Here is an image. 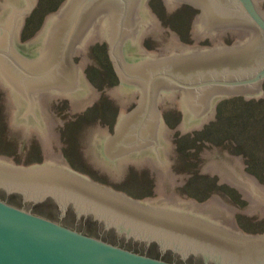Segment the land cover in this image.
Segmentation results:
<instances>
[{"label": "water", "instance_id": "1", "mask_svg": "<svg viewBox=\"0 0 264 264\" xmlns=\"http://www.w3.org/2000/svg\"><path fill=\"white\" fill-rule=\"evenodd\" d=\"M36 0H0V85L10 87L13 127L34 124L44 160L16 164L0 156V264H264V231L246 233L237 213H264V185L245 173V156L220 148L204 151V175L218 173L238 187L244 209L224 198L209 202L182 196L189 176L174 174L162 109L180 95L181 135L212 121L216 103L234 95H264V0H164L200 9L192 44L174 28H160L152 0H64L39 30L21 42L24 19ZM204 7V14L201 8ZM143 27L172 30L158 53L145 49ZM107 39L119 86L110 99L139 93L117 117L118 134H92L93 162L123 178V164L157 172L158 195L133 197L96 183L60 162V118L37 99H73L83 113L98 90L74 58ZM91 42V43H92ZM36 170V171H35Z\"/></svg>", "mask_w": 264, "mask_h": 264}, {"label": "rangeland", "instance_id": "2", "mask_svg": "<svg viewBox=\"0 0 264 264\" xmlns=\"http://www.w3.org/2000/svg\"><path fill=\"white\" fill-rule=\"evenodd\" d=\"M63 1L36 0L32 13L24 19L20 41L23 42L31 38L41 27L45 16L58 9ZM182 4L180 3V5ZM153 6L154 13L151 12V14L161 22L160 28H174V34H180V40H186L191 45L192 34H198L197 24L193 22L196 11L191 10L190 12L183 7L179 11L169 13L165 1L161 0H155ZM148 31L150 29L145 28L144 34ZM92 39H95V33H91L84 50L82 48L74 58V61L79 62V65L82 66L87 80L98 90L97 101L85 103V106H97L96 109L84 110L89 111L91 116L86 119L96 122L102 116V120L115 121L119 112L118 104L124 99H110L111 91L118 87L119 82L115 77H110L115 71L109 54L108 41L103 39L92 42ZM167 40H172V30L163 33V37L158 30L150 32L144 36L145 49L158 53L167 46ZM82 61L83 65H81ZM101 73H104L105 77H101ZM37 100L40 107L52 108V117L60 118L62 122L71 121L72 117L80 115L74 113V116H69L68 113L61 115L55 112L60 106L65 107L63 111H70L73 99L70 101L68 99H46L48 104H44V99ZM179 101L180 95L177 93V99H171V107L160 110L168 134H174V139H168V142L169 145L176 146L167 156L168 159H173L174 174L193 175V179H189L188 185L177 187L179 194L200 199V202L215 195L219 199L224 198L247 209L252 201H243L239 190L211 186L212 182L217 179L211 177L210 174L204 175V151L220 148L225 159H227L225 152L245 156V171L251 175L259 176L260 185H264V95L246 98L239 94L220 100L214 110L212 121L207 120L206 126L184 135H181ZM13 122L14 114L9 106V94L2 93L0 96V156H7L16 164H21L25 152L35 157L34 149L28 151V148L32 144L35 145L38 139L34 125L29 128V139H24L27 127H13ZM54 131H59V127H54ZM92 134H98L94 125L82 130V133L77 136L78 141L75 144L83 150L81 153L87 159L94 160L95 156L91 150H84V145H90ZM32 160L34 159L23 164L29 165ZM98 166L106 172V176H104L106 179H119L117 172L104 170V165L101 163ZM124 169L123 167V173ZM153 181L154 184L152 182L148 193L130 195L139 198L157 196L158 176H154ZM161 195L158 196L160 199L165 197ZM216 199L214 197L210 199V202ZM263 215L264 213H252L251 215L237 213L235 222L246 233H261L264 231Z\"/></svg>", "mask_w": 264, "mask_h": 264}, {"label": "flooded vegetation", "instance_id": "3", "mask_svg": "<svg viewBox=\"0 0 264 264\" xmlns=\"http://www.w3.org/2000/svg\"><path fill=\"white\" fill-rule=\"evenodd\" d=\"M154 1L155 0H152L151 2H149V6H150L149 12L150 13L151 12L154 13V11H153L154 10V6H153ZM161 1H164V0H161ZM182 5H180L181 6L180 9L184 7V8H187V10H189L190 12H191V10L196 11L195 14L200 13L199 8H195L192 5H189L186 3L185 4L183 3ZM185 12H187V11H185ZM195 14L193 16V18H194L193 22H195V24H197ZM145 28L146 27H143V34L145 31ZM149 33H150V31L146 32L144 34V36H147ZM114 71H115V69H114ZM101 77H105L104 73H101ZM110 77L111 78L115 77L116 80H118L116 72L114 74H112ZM108 82H110V81H108ZM119 85L120 84H118V86ZM2 93H6V94L8 93L9 94L10 90L6 86L0 85V96ZM138 98H139V93L131 96V106L122 105L123 101L120 102L118 104L119 105V107H118L119 112L116 116L115 121L102 120L103 118L101 116L98 119V120H100V128L118 134L116 122H117V117H118L119 113L121 111H125V110L128 111L131 108H133L134 105L137 103ZM68 100L70 101L72 99H68ZM217 103H216V105H217ZM216 107H215V110H216ZM64 108L65 107L60 106V108H58V110H56L55 112H57L61 115L68 113L69 116H74V113H70V111H68V112L63 111ZM96 108H97L96 105H90V106H85L84 110H87V109L92 110V109H96ZM178 110L181 113V106H179ZM88 112L89 111H83V113H79L81 116L79 115L78 117H72L73 119L71 121L68 120V121L63 122L65 127H59L60 141H61V144H60L61 145L60 162H61V159H63L64 162L67 164V166L72 167L78 171L85 173L86 177L91 179L92 181L99 183V184H103V185L113 187L114 190L119 191V192H123L129 196H131L130 194H133V193H148L150 190V187L152 186V182L154 184V181H153L154 176H158L157 172H153V171H149V170H145V169H141V168H137V167H133V166L123 164V167L125 168L124 173H123V178H119V179H115V180L106 179L104 177V176H106V172L103 171L100 166H98L99 163L93 162L94 160H92V159H87L86 156L81 153V151H83V150L80 149L79 147H77L75 144V142L78 141L77 136H79L82 133V130L88 129V127H91L92 125H94L96 127V129L98 130V120L96 122H91V121H88L86 119L87 117L90 116ZM70 119H71V117H70ZM83 120H85V121H83ZM35 125L36 124H34V126ZM202 127L203 126H201L199 129H201ZM65 132H67L68 134H66ZM30 149H32V150L34 149L35 157H32L31 154L28 155V152H25L24 157L21 160V163H26V161H29L30 159H34L31 161L32 163H40L44 160L42 150H41L39 142H37V140H36L35 145L32 144V146L28 148V151ZM91 152H92V154H94L93 150H91ZM167 159L168 158L166 157V160ZM102 165H104V164H102ZM245 173L251 175L247 171H245ZM132 176H134L136 178H133ZM192 176L193 175H191V174L189 175V177L193 179ZM210 176L215 177L217 179L216 181L212 182V184H213V185H211L212 187H220L221 186L225 189L228 188V189L239 190L238 187H229V181L223 182L218 173L210 174ZM155 193L156 192L154 191V194ZM162 195L165 196V194H163V193H162ZM154 196L155 195H153L152 198H156V199H158V201H162V200L167 199L166 197L160 199V197H158L159 195H157L155 197ZM214 197L217 198V200L219 199L215 195H212L210 199H212ZM209 202H210V200H209ZM251 214L252 213H250L249 215H251ZM263 217H264V215H263Z\"/></svg>", "mask_w": 264, "mask_h": 264}, {"label": "bare ground", "instance_id": "4", "mask_svg": "<svg viewBox=\"0 0 264 264\" xmlns=\"http://www.w3.org/2000/svg\"><path fill=\"white\" fill-rule=\"evenodd\" d=\"M199 7H200V6H199ZM200 8H201V14H204V7H200ZM146 28H147V27H146ZM148 28H149V27H148ZM149 29H150V28H149ZM92 40H93V39H92ZM92 40H91V41H92ZM94 40H95V39H94ZM88 41H89V39H88ZM88 41H87V42H88ZM81 50H82V49H81ZM81 50H80V51H81ZM83 50H84V48H83ZM80 51H79V52H80ZM81 65H83V61L81 62ZM81 67H82V66H81ZM6 87H7V86H6ZM7 88L10 90V87H7ZM35 171H36V170H35ZM161 194H162V193H161ZM161 194H159V195H161ZM165 197H166V196H165ZM216 200H217V199H216ZM263 208H264V207H263ZM248 214H250V213H248Z\"/></svg>", "mask_w": 264, "mask_h": 264}]
</instances>
